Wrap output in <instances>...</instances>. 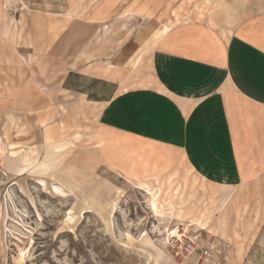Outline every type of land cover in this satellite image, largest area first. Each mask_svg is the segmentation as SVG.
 <instances>
[{
  "label": "rangeland",
  "instance_id": "obj_1",
  "mask_svg": "<svg viewBox=\"0 0 264 264\" xmlns=\"http://www.w3.org/2000/svg\"><path fill=\"white\" fill-rule=\"evenodd\" d=\"M91 2L5 0V7L18 17L32 9L68 22L86 16ZM178 3L167 21H182L192 7L214 16L209 2ZM121 15L98 31L84 60L28 54L19 43L18 107L0 109V264H264V190L214 185L187 167L138 182L97 154L103 105L84 95L93 83L71 76L66 90L63 81L88 59L111 66L140 25ZM23 28L19 36L27 37ZM138 71L118 72L121 86L143 83ZM26 84L28 98L20 91ZM32 101L35 108L25 106Z\"/></svg>",
  "mask_w": 264,
  "mask_h": 264
},
{
  "label": "crops",
  "instance_id": "obj_2",
  "mask_svg": "<svg viewBox=\"0 0 264 264\" xmlns=\"http://www.w3.org/2000/svg\"><path fill=\"white\" fill-rule=\"evenodd\" d=\"M202 1L214 16L203 10L199 17L192 7L174 23L166 14L179 0H92L86 16L68 22L32 9L14 16L0 0V109L18 107L20 42L28 54L83 59L98 31L122 14L140 25L111 66L88 59L63 81L66 90L71 76L111 89L84 93L103 105L96 136L102 162L138 182L187 167L214 185L264 190V0ZM136 70L143 83L122 87L118 72ZM20 91L30 96L28 84Z\"/></svg>",
  "mask_w": 264,
  "mask_h": 264
},
{
  "label": "bare ground",
  "instance_id": "obj_3",
  "mask_svg": "<svg viewBox=\"0 0 264 264\" xmlns=\"http://www.w3.org/2000/svg\"><path fill=\"white\" fill-rule=\"evenodd\" d=\"M165 29V28H164ZM166 30V29H165ZM160 33V32H159ZM159 35V34H158ZM135 61H138V57L136 58V60ZM55 183V182H54ZM143 186H145V188L147 189V190H151L150 189V187H149V185L148 184H144L143 183ZM58 190L59 191H61L59 188H58ZM143 190H144V188H143ZM52 194V193H51ZM66 196V195H65ZM68 196V195H67ZM60 197V196H59ZM152 206H153V208H154V210H157L158 209V207H157V202L154 200L153 202H152ZM71 218V217H70ZM172 235H178V236H180V233L178 232V230L177 229H175V230H173L172 231Z\"/></svg>",
  "mask_w": 264,
  "mask_h": 264
},
{
  "label": "built area",
  "instance_id": "obj_4",
  "mask_svg": "<svg viewBox=\"0 0 264 264\" xmlns=\"http://www.w3.org/2000/svg\"><path fill=\"white\" fill-rule=\"evenodd\" d=\"M194 248H195L194 246L190 245V247H189L188 250H189L190 252H192V251L194 250Z\"/></svg>",
  "mask_w": 264,
  "mask_h": 264
}]
</instances>
